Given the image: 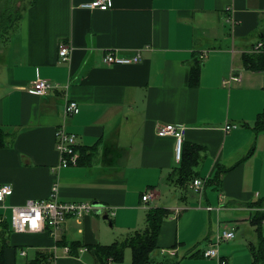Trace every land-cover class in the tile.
Returning a JSON list of instances; mask_svg holds the SVG:
<instances>
[{"label":"crops","instance_id":"obj_1","mask_svg":"<svg viewBox=\"0 0 264 264\" xmlns=\"http://www.w3.org/2000/svg\"><path fill=\"white\" fill-rule=\"evenodd\" d=\"M90 1L28 0L24 16L19 12L24 24L17 20L0 37V185L12 187L0 204V264H95L93 254L85 263L82 252L65 253L60 240L101 244L102 219L120 223V236L127 235L143 229L155 207L168 214L151 264L168 263L157 252H182L183 260L172 264H212L215 258L202 251L224 228H233L235 237L221 243L227 247L220 255L227 264H251L252 219L264 211V70L246 67L242 55L264 39V0L82 6ZM60 43L72 48L65 61ZM107 52L141 59L104 64ZM38 76L53 88L28 91ZM68 100L78 103L77 113L65 114ZM165 123L183 127L184 149H196L185 182L172 176L183 164L175 159L174 137L157 134ZM59 127L76 136L75 165L57 166ZM193 178L205 182L204 190L189 197ZM53 184L60 200L100 202L107 219L93 211L68 216L57 240L45 230H11L12 206L47 198ZM146 190L152 195L143 201ZM259 230L264 235V221ZM128 255L131 262L127 246L123 261Z\"/></svg>","mask_w":264,"mask_h":264},{"label":"built area","instance_id":"obj_2","mask_svg":"<svg viewBox=\"0 0 264 264\" xmlns=\"http://www.w3.org/2000/svg\"><path fill=\"white\" fill-rule=\"evenodd\" d=\"M112 0H91L90 2L83 3L82 6L90 9L107 10L112 6ZM228 23H233V19L228 17L226 20ZM263 41H258L251 49L253 53L263 51ZM71 46L66 43H60L58 45V55L61 60L65 61L69 58L71 53ZM140 54L136 53L133 56H117L112 52H107L103 55L102 62L104 64H131L140 61ZM237 78L236 76H231ZM53 85L45 78L37 77L32 80L28 85V91L36 94H44L51 90ZM79 111V105L75 100H68L64 106L65 114H74ZM229 125L225 126V130L229 129ZM157 134L160 136L172 135L175 139V159L178 161L181 157V150L184 141V129L181 126H177L170 123L158 124ZM76 136L59 127L55 131V148L59 153L58 167H67L69 165H75L78 163L79 152L76 149ZM203 180L200 178H193L190 186L194 188L198 193H202L204 190ZM12 190L11 185H0V204L3 203L5 197L10 194ZM58 186L53 184L49 196L42 199H30L24 202L22 205L12 206L9 225L11 230L15 232L26 231H47L52 239L57 240L61 227L68 216L82 217L85 213H89L93 210L94 206L90 201L82 200H60L58 198ZM150 190H146L142 195V200L146 201L151 197ZM101 208L105 210L102 206ZM210 209V207H208ZM106 211V210H105ZM107 213V211H106ZM113 215V213H110ZM2 218L0 217V220ZM264 221V220H263ZM235 237V231L233 228H224L216 231L214 239L208 243L203 249L202 253L205 257L215 258L219 264H227V260L220 255V245L223 241H229ZM63 251L69 253V247L64 245ZM87 250L86 246L78 248V252H84ZM25 251L22 250L21 254Z\"/></svg>","mask_w":264,"mask_h":264},{"label":"trees","instance_id":"obj_3","mask_svg":"<svg viewBox=\"0 0 264 264\" xmlns=\"http://www.w3.org/2000/svg\"><path fill=\"white\" fill-rule=\"evenodd\" d=\"M33 2V0H32ZM31 3V2H30ZM15 8L14 10H16ZM14 10L7 12L0 11V37L4 33H9L8 29L14 25V23L19 19L21 15L14 14ZM263 39V38H262ZM264 43V39H263ZM243 63L246 67L264 70V46L263 51L258 53H244L242 55ZM198 61V60H197ZM198 66V64H196ZM263 120L264 128V112L261 114ZM79 150V157L81 150ZM187 152V158L184 161L183 155ZM196 149L195 147L185 150L184 143L182 145L181 157L180 160L183 162L180 165V169L173 173L174 181L185 182L189 178L191 167L193 166V157H195ZM179 160V161H180ZM170 176L171 178H173ZM168 214V210L162 209L159 207L150 208L145 217V227L143 229L134 230L120 240H115L109 244H93L91 246H86L87 251L91 252L94 255L96 262L95 264H123V256L125 247H130L131 249V262L130 264H151L150 253L156 247V240L160 230V225L165 217ZM264 219V211L255 213L252 222L257 225V239L254 244L250 246L251 253V264H264V235L261 234L259 228H261L262 221ZM259 231V232H258ZM61 245H67L69 247V253L72 255L78 254V248L84 245H81L78 241H64L61 239L59 242ZM2 246L0 245V250ZM94 264V263H93ZM171 264V263H166Z\"/></svg>","mask_w":264,"mask_h":264},{"label":"rangeland","instance_id":"obj_4","mask_svg":"<svg viewBox=\"0 0 264 264\" xmlns=\"http://www.w3.org/2000/svg\"><path fill=\"white\" fill-rule=\"evenodd\" d=\"M27 2H28V0H26V1L25 0H0V9L8 8V9L13 11L15 8H17L16 10H14V14L18 15V13L21 10V12L23 13V16H24L25 9L28 6ZM24 22H25L24 20L20 19V20L17 21L16 25L24 24ZM185 194H187L189 197H192V196H194L193 194H198V192L194 188L191 187L190 189H186L185 190ZM189 218H190V215H189ZM205 219H206V221L204 222V226L206 225L207 220H210V217L208 216V213H207V216H206ZM215 219H216L215 213L212 212L211 220L214 221ZM101 222H103V228L100 231V233H101L100 234V239H101V242H102L101 244L112 243L115 240H120V239H122L124 237L123 235L120 236V233L124 230L119 225L120 223H116L114 221L113 226H111V225H109L108 220L102 219ZM140 226H142V223H140V225L138 227H140ZM226 247H227L226 244H223L219 250H221L224 253H226L225 252V248ZM179 253L181 254L182 252H179ZM180 254H178L175 257H173V256H170L168 254L164 255V254L161 253V255H163V256H161L158 252L156 253V255L158 256L157 258L161 257L163 260H165L164 262L168 261V263H171V264L174 263V262H180V261L183 260V258L181 257ZM78 258H80L85 263H92L94 261L91 252L79 253L78 254ZM163 260L159 261V263H162ZM205 260H207V259H205ZM123 262L126 263V264H129L130 263V255H128L126 258L124 257V261ZM211 263L212 264H217V260L215 261V259H213V260H211Z\"/></svg>","mask_w":264,"mask_h":264},{"label":"water","instance_id":"obj_5","mask_svg":"<svg viewBox=\"0 0 264 264\" xmlns=\"http://www.w3.org/2000/svg\"><path fill=\"white\" fill-rule=\"evenodd\" d=\"M92 205L94 206L93 208V213L96 214H102L103 218L107 219V213L105 210L101 208L102 204L98 201H92Z\"/></svg>","mask_w":264,"mask_h":264}]
</instances>
